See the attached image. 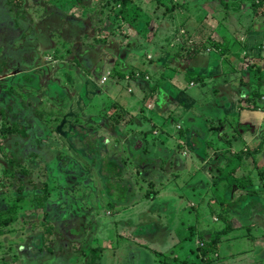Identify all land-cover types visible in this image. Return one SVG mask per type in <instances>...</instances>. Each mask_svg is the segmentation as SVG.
Listing matches in <instances>:
<instances>
[{"label":"rangeland","instance_id":"374dc122","mask_svg":"<svg viewBox=\"0 0 264 264\" xmlns=\"http://www.w3.org/2000/svg\"><path fill=\"white\" fill-rule=\"evenodd\" d=\"M194 1L0 0L3 33L23 30L0 53V217L13 216L0 264H210L198 246L211 232L240 238L257 220L248 238L264 245V92L258 128L240 102L264 88V38L257 72L236 81L249 92L222 87L231 113H214L213 77L174 61L210 44L211 27L184 20ZM188 116L205 120L185 137Z\"/></svg>","mask_w":264,"mask_h":264},{"label":"crops","instance_id":"0c3cea01","mask_svg":"<svg viewBox=\"0 0 264 264\" xmlns=\"http://www.w3.org/2000/svg\"><path fill=\"white\" fill-rule=\"evenodd\" d=\"M175 6H177V4ZM193 6H195V17L190 20H187L186 17L184 20H186L187 22L192 21V24L194 23L206 28L211 27L209 29L211 31V33L209 34L210 40L208 39L210 41V44L208 45L206 43H203L204 45L199 48V51L203 52V54H199L197 52L196 54L189 56L187 53L175 51L174 61H176L177 59H179L178 63L185 61L187 66L185 69L186 72H188V68L193 69V71L190 70L193 75L202 77H197V79H195L196 81L204 80L205 75L209 73V75L213 77L212 87H214L216 84L217 88L212 91L213 95L215 96L211 102L213 112L217 113L218 115L224 112L231 113L230 107H225L222 104L221 99L222 96L224 99V94L228 93L231 95L232 91L238 92V95L242 92L241 89L249 92V87H243L242 85L238 86L239 89L237 90L236 81L239 76L250 78V75L253 72H257L256 70H254L256 68V65L253 60L256 58L254 57L255 55L261 56L259 52L256 51L255 46L257 44H260L262 42V38H264V0H195ZM196 20H198L199 23H197ZM3 29L7 28H0V32H2V34L0 35V53H2V58H0L6 62L11 58H7V55H5L6 52H8V49L12 46L16 38L20 34H22L23 30L15 29L18 31V35L15 38L13 36V39L10 33H7L8 35H5L3 33ZM10 29L13 33L14 29ZM243 36H245L246 39L244 41H241V38ZM6 38L12 39V41H10L11 44H9V40H6ZM237 46L238 49H236ZM208 48L215 50H211L210 52H208ZM242 48L243 51L245 50V52H248L253 56L247 57L246 61L239 60V53H241L240 49ZM22 52L21 56H25V54ZM227 53H232L231 57H229V54L227 57L222 56V54L225 55ZM22 58L25 59L26 57ZM178 63H175L176 66L179 65ZM149 68L145 66L141 67V70L146 72ZM257 69L259 72H263L264 65H259ZM36 78H34V80L38 82L39 77L37 76ZM95 85L96 84H94L93 82L88 83V86L90 88V91L86 96V98H88V101H93L97 97L95 96L96 94L93 91ZM222 87H224L223 92L227 91V93L217 95L216 92L218 90H222ZM57 90H62L60 92L61 94H67L66 91L61 87L57 88ZM258 90L259 91H254L255 95H253L252 97L243 94L240 99L242 106L241 109L243 111L242 115H244L245 118L251 117L253 121H258L257 128L262 125L263 114L260 113L261 111L258 109V104L262 103L259 97L262 96L264 88ZM51 94L54 95L53 91L51 92ZM154 115L155 114H153V116ZM198 117L199 116H195V119L194 117L190 116L184 117V119L182 118L184 120L186 128H183L181 132L183 135H185V137L186 134L189 133L187 132V129H190L191 126L196 124L198 127L204 122L205 118L201 120ZM262 127H264V125ZM192 140L196 141L194 136L192 137ZM196 143H200V141L197 139ZM259 150V148L251 147V149H249L248 151L243 152L242 159H245L248 156L255 154L256 152H259ZM244 154H246L247 156L245 157ZM261 161L264 163V159H262ZM102 171L105 174L108 170L104 172V169L102 168ZM262 174L264 176V172ZM248 176L237 175L235 180L241 186L247 185L251 182V177ZM217 182H219V179L216 180V183ZM215 193L216 192H214L211 196L212 200L214 198V195L216 196ZM216 197H219L218 194ZM233 205L235 206L236 203H234ZM258 222V220L254 221L251 225L257 226ZM251 225L247 228V232L245 234L243 233L240 238H236L233 233H230L229 227H227V229L225 230L213 231L210 233V237H208L209 239L212 237L214 238V236L216 237V235H218L217 246L212 249L215 250V252L218 251L216 253L220 254V258L218 259V261H220L219 264H264V245L257 246L256 240L249 239L252 238V233H254L251 232ZM223 234H228V236L230 234L231 236L225 238ZM204 236L201 235V237L205 238ZM247 239L251 240V245L249 246V248L247 247ZM224 240L227 245L224 247L223 251H220V247H222L223 244L222 241ZM176 245H178V243ZM251 248H253V250H250Z\"/></svg>","mask_w":264,"mask_h":264},{"label":"trees","instance_id":"16d2710c","mask_svg":"<svg viewBox=\"0 0 264 264\" xmlns=\"http://www.w3.org/2000/svg\"><path fill=\"white\" fill-rule=\"evenodd\" d=\"M122 3L123 4H127V0H122ZM10 41H12L11 38H9V44H11ZM28 76H31L32 78H36L33 74H28ZM23 77H24V75H23ZM113 165H114V163H112V162H108V161L105 162L104 163V167H103L104 172H106L110 168H113V167H111ZM115 167H117V169L119 168L116 165H115ZM219 217L223 218L221 213L219 214ZM12 219H13V216H11V217H0V234L2 233V228H1L2 225H7L9 222H11ZM217 237H218V235H216V237L214 236V238L212 237V239H209L208 242H204L203 245H199L198 246V248L202 251L201 254L205 255V257H206L205 261L207 263H210V264L213 262V257H212L213 255L212 254H214V252H215V250H213L212 248L216 247L217 243H218ZM92 252H93L94 257H96L98 255V251L97 250H94Z\"/></svg>","mask_w":264,"mask_h":264}]
</instances>
